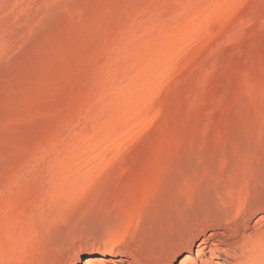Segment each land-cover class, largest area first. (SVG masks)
<instances>
[{"label":"rangeland","instance_id":"1","mask_svg":"<svg viewBox=\"0 0 264 264\" xmlns=\"http://www.w3.org/2000/svg\"><path fill=\"white\" fill-rule=\"evenodd\" d=\"M248 206L264 0H0V264L111 240L152 264Z\"/></svg>","mask_w":264,"mask_h":264},{"label":"bare ground","instance_id":"2","mask_svg":"<svg viewBox=\"0 0 264 264\" xmlns=\"http://www.w3.org/2000/svg\"><path fill=\"white\" fill-rule=\"evenodd\" d=\"M213 226L196 234L186 233L172 250L171 246L167 247L152 264H170L171 257L172 264H252L255 261L246 253L264 245V209L257 213L254 206H248L234 220L226 219ZM116 242L111 240L109 244L92 248L81 264H150L137 249L117 250ZM179 251L184 254L177 258ZM78 260L73 257L68 264H79Z\"/></svg>","mask_w":264,"mask_h":264}]
</instances>
